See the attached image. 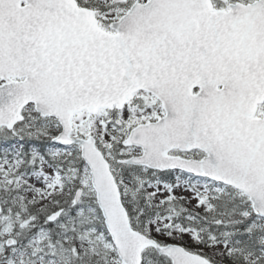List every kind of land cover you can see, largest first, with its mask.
<instances>
[{"label":"snow or ice","instance_id":"6c2138e0","mask_svg":"<svg viewBox=\"0 0 264 264\" xmlns=\"http://www.w3.org/2000/svg\"><path fill=\"white\" fill-rule=\"evenodd\" d=\"M0 264H264V0H0Z\"/></svg>","mask_w":264,"mask_h":264}]
</instances>
